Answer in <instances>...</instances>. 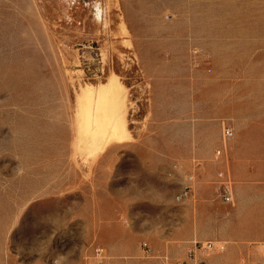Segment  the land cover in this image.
<instances>
[{"label":"rangeland","instance_id":"374dc122","mask_svg":"<svg viewBox=\"0 0 264 264\" xmlns=\"http://www.w3.org/2000/svg\"><path fill=\"white\" fill-rule=\"evenodd\" d=\"M112 77L127 135L94 156L78 97ZM193 239L264 264V0H0V264H165Z\"/></svg>","mask_w":264,"mask_h":264},{"label":"bare ground","instance_id":"6f19581e","mask_svg":"<svg viewBox=\"0 0 264 264\" xmlns=\"http://www.w3.org/2000/svg\"><path fill=\"white\" fill-rule=\"evenodd\" d=\"M101 11L98 6V17H102ZM76 112L73 132L76 148L83 147L94 155L109 143L121 141L127 135L126 95L117 77H112L100 89L93 85L84 88L78 97ZM78 150L75 149V153Z\"/></svg>","mask_w":264,"mask_h":264},{"label":"built area","instance_id":"2783aa9c","mask_svg":"<svg viewBox=\"0 0 264 264\" xmlns=\"http://www.w3.org/2000/svg\"><path fill=\"white\" fill-rule=\"evenodd\" d=\"M223 140L232 137L234 130L231 126L223 127ZM224 147H219L216 150V155L223 152ZM220 176L224 175V171H220ZM184 186L181 193L178 195V199H183L192 194L196 182L195 171L186 173L184 176ZM222 195L226 200H232L233 192L230 179L223 181ZM145 245H147L145 243ZM225 248V244L222 241H200L197 239L190 240L186 251V258L184 259H170L167 255L164 256L165 264H206V254L212 250L222 251ZM85 264H114L112 261V255L108 249L104 246H96L93 249L91 255L86 259Z\"/></svg>","mask_w":264,"mask_h":264}]
</instances>
